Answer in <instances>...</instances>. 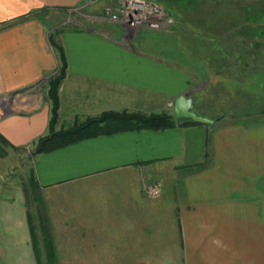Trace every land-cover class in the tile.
<instances>
[{
    "label": "crops",
    "instance_id": "crops-1",
    "mask_svg": "<svg viewBox=\"0 0 264 264\" xmlns=\"http://www.w3.org/2000/svg\"><path fill=\"white\" fill-rule=\"evenodd\" d=\"M116 1L0 0V98L10 101L0 106V133L13 146L33 150L50 132L51 103L35 91L60 67L51 36L68 61L57 129L109 110L174 114L175 99L200 87L196 110L212 80L221 87L220 80L258 79L251 69L257 58L241 52L242 38L222 44L238 49L219 55L217 71L203 66L197 76L172 48L138 38L140 28L134 36L120 24L91 20ZM233 15L227 30L241 32L242 10ZM238 106L197 111L214 124L176 119L172 128L100 135L38 153L37 207L50 224L56 264H264V112L227 114ZM151 182L163 185L157 198L145 193ZM9 214L10 206L0 205V264H38L27 208L31 247L24 259L5 256ZM108 255L124 257H101Z\"/></svg>",
    "mask_w": 264,
    "mask_h": 264
},
{
    "label": "rangeland",
    "instance_id": "rangeland-1",
    "mask_svg": "<svg viewBox=\"0 0 264 264\" xmlns=\"http://www.w3.org/2000/svg\"><path fill=\"white\" fill-rule=\"evenodd\" d=\"M157 1L161 2L168 12L175 17V23L168 28L159 30L142 27L139 29L140 32L137 37L141 39L146 37L147 40L153 42L158 41L162 45V48L168 50H171L172 48L175 50V54L179 56L180 61H182L184 65L193 67L195 75L200 76L202 74L203 66L209 68L211 71H217L219 55L234 54L235 50L238 48L222 46L223 43L227 42V39L242 38L243 46L241 47V52L243 54L255 55L257 58L256 63H251V69H254V71L257 72L258 79L220 80L222 81L221 87H219V81L216 79L212 80L210 91H207L208 93L204 95L206 98L204 103L205 106L201 104L203 102V97L198 96L197 101L200 104H198L195 111H214L212 110V106L217 108L222 104L227 103V106L228 104L233 107L237 105H240L238 107L243 106L241 108L242 111L234 109L228 110L227 114L230 116H233L234 114L248 113L249 111L251 114L263 113L264 19L262 21H254L249 14L258 18V8L264 11V3L258 0ZM188 1L192 2L186 5ZM262 1L264 2V0ZM259 2L261 4H259ZM234 9L242 10L243 19L241 20V32L237 31L238 27L236 28V31H233L231 27H229L231 30H227V26H230L233 23ZM67 17L72 18L73 15H68ZM49 18L57 22L61 20L60 16H57V14H51ZM262 18H264V16H262ZM105 23L109 24V22L106 21ZM250 25L252 27H249ZM139 30L129 29L128 31L136 36V33ZM141 30H143V32H141ZM142 34L145 37H143ZM249 39H252V44L253 42H257V45L250 47L249 43L245 42ZM168 50L166 51L167 54L169 52ZM48 81L49 80L42 81V84L39 86L40 88L37 87L35 93L37 92L39 95L47 97L45 93L48 91ZM203 81V79L197 78L194 80V83L196 85H201ZM13 95L15 96V94ZM208 100L212 104H209ZM235 101L238 103L236 104ZM9 103L10 101L8 98H0V106L3 108H7ZM197 113L200 114L199 112ZM35 156L36 155L32 154L31 147L20 149L7 147L6 154L0 155V198L9 197L6 201L7 203H4L3 201L0 205L2 211L6 206H10L11 214L9 215L12 216V221L8 224L13 227L12 234L7 238L10 246L6 248V257L12 253L15 259H24L26 256L24 255L23 250H29L31 247L32 241L30 242V240L27 239L29 229L26 221V206L29 205L32 213L36 214L38 207L37 203L34 202L33 189L30 185L31 170H33ZM6 199L7 198L4 200ZM3 206L5 207L3 208ZM25 232L27 234L26 237L24 234ZM0 237L2 239V235H0ZM8 248H11L12 251ZM20 251H23V254H20ZM61 257V259L66 257L67 259L70 258L73 260L72 255H62ZM101 257L105 258L106 261L111 262L114 257L120 258L121 256L108 255ZM123 257L124 256L121 258ZM42 258L43 263H45L47 259L44 254ZM9 264L16 263L10 261Z\"/></svg>",
    "mask_w": 264,
    "mask_h": 264
},
{
    "label": "trees",
    "instance_id": "trees-1",
    "mask_svg": "<svg viewBox=\"0 0 264 264\" xmlns=\"http://www.w3.org/2000/svg\"><path fill=\"white\" fill-rule=\"evenodd\" d=\"M264 3L262 0H258ZM192 1L186 3L190 4ZM259 2V4H261ZM258 18L251 15V19L262 21L264 18V11L258 8ZM261 15V16H260ZM249 17V16H248ZM53 47L58 53L60 60V67L58 73L53 75L48 81L47 97L51 103V118L49 129L50 132L45 137L39 139L38 144L46 139V143L41 152L54 151L78 141L96 137L100 135H110L125 131H136L142 129L161 130L175 127L179 124L174 114L172 113H155L144 114L141 112H130L127 110L104 111L101 115L89 117L83 122H76L69 127L57 129L59 123V109H60V96L59 91L61 85L67 75L68 61L61 43L51 36ZM184 120V119H182ZM189 124H200L192 120H184ZM7 147L13 149H20L22 147L13 146L1 133H0V155L6 154ZM30 185L33 189L34 202L40 203V194L38 192L39 184L34 170H31ZM38 212V214H37ZM36 214L32 213L29 205H27V217L31 231L32 244L38 264H43V254H45L48 264H56L57 252L54 240L50 232V224L48 219L41 213L40 207Z\"/></svg>",
    "mask_w": 264,
    "mask_h": 264
},
{
    "label": "built area",
    "instance_id": "built-area-1",
    "mask_svg": "<svg viewBox=\"0 0 264 264\" xmlns=\"http://www.w3.org/2000/svg\"><path fill=\"white\" fill-rule=\"evenodd\" d=\"M70 21L72 18L70 17ZM103 20L124 26L126 30H138L148 27L154 30L164 29L175 23V17L165 6L154 0H117L106 4L99 16H91V20ZM163 185L151 182L145 185V193L150 198L162 194Z\"/></svg>",
    "mask_w": 264,
    "mask_h": 264
},
{
    "label": "water",
    "instance_id": "water-1",
    "mask_svg": "<svg viewBox=\"0 0 264 264\" xmlns=\"http://www.w3.org/2000/svg\"><path fill=\"white\" fill-rule=\"evenodd\" d=\"M200 90V87L190 88L182 95L178 96L173 104V113L178 120H192L199 123L214 124L215 119L200 115L195 111L194 93ZM46 143V139L42 140L33 150L32 154L37 155L42 151Z\"/></svg>",
    "mask_w": 264,
    "mask_h": 264
}]
</instances>
